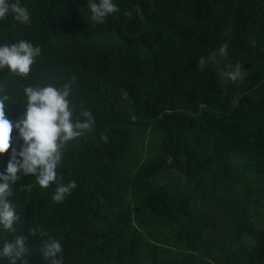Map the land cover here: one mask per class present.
Listing matches in <instances>:
<instances>
[{
  "label": "trees",
  "instance_id": "obj_1",
  "mask_svg": "<svg viewBox=\"0 0 264 264\" xmlns=\"http://www.w3.org/2000/svg\"><path fill=\"white\" fill-rule=\"evenodd\" d=\"M20 3L30 22L0 19V43L40 55L24 78L0 68L5 117L22 118L24 87L71 81L94 126L62 149V202L32 175L12 186L19 220L0 242L24 236L27 264H49V237L62 264H264V0H114L103 23L88 0Z\"/></svg>",
  "mask_w": 264,
  "mask_h": 264
},
{
  "label": "clouds",
  "instance_id": "obj_2",
  "mask_svg": "<svg viewBox=\"0 0 264 264\" xmlns=\"http://www.w3.org/2000/svg\"><path fill=\"white\" fill-rule=\"evenodd\" d=\"M87 6L90 19L96 23H103L107 16L118 10L114 0H88ZM9 14L20 24L30 22V13L20 0H0V19ZM226 47H220V54L225 53ZM39 55V46L25 40L12 44L0 43V68L6 67L9 73L24 78ZM208 59L214 61L215 55H209ZM225 68L221 74L228 81L236 82L242 78L240 63L226 65ZM71 91V81L60 88L51 84L24 87L25 110L22 118L14 123L5 117L9 96L0 94V155L8 152V160L3 171H0V232L16 231L14 225L19 220V214L9 197L12 186L21 176H35L41 188L55 185L52 200L56 203L62 202L75 187L73 181L67 184L58 182L56 169L61 163L62 149L66 143L86 131L90 132L94 118L90 111L83 108L78 117L74 116L69 100ZM131 118L135 119L134 116ZM13 129L17 132L19 148L11 146ZM102 139L106 140V137ZM39 251L49 264H62V246L58 240L51 237L43 240ZM27 252L26 238L22 235L0 242V260L6 261V264H27L24 258Z\"/></svg>",
  "mask_w": 264,
  "mask_h": 264
}]
</instances>
